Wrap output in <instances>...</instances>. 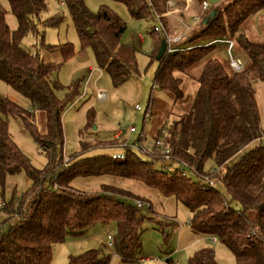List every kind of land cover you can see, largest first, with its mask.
I'll use <instances>...</instances> for the list:
<instances>
[{
	"label": "trees",
	"instance_id": "obj_1",
	"mask_svg": "<svg viewBox=\"0 0 264 264\" xmlns=\"http://www.w3.org/2000/svg\"><path fill=\"white\" fill-rule=\"evenodd\" d=\"M115 1L122 2L134 19L153 17L154 13L167 30L169 0ZM203 1L197 0L199 5ZM6 2L17 26L9 28L5 10L0 6V80L27 97L30 109L27 111L0 94V264H50L53 243L81 234L95 224L110 222L116 226L114 253L124 261H135L144 220L155 219L146 217L143 205L138 206L135 201L143 199L109 184L94 192L81 191L70 184L75 176L107 173L174 195L188 208L191 231L215 237L233 255L235 264H264V128L255 100V83L261 82L264 87V35H256L248 26L253 15L264 9V0H219L209 4L203 13L217 8L216 16L206 24L202 23V16L174 43L173 51H166L158 60L156 54L167 32L155 27L151 30V57L157 62L152 85L168 91L175 104L184 96V79L196 83L187 108L171 111L167 120L157 121L153 134L155 140L162 136L167 141L169 162L179 168L175 172L162 169L164 156L157 146L149 153L144 149L148 157L128 146L121 154L63 157L61 116L65 101L55 94L60 86L56 76L62 63L46 61L39 52L31 53L22 45L24 35L30 30L36 32L38 23L55 26L62 16L54 14L41 21L45 0ZM61 2L68 10L81 47L90 51L95 65L108 73L112 84L126 81L136 71V59L133 45L121 41L125 22L106 4L93 10L86 0ZM223 38L233 41L232 50L244 54L240 70L230 66L226 45L214 41ZM41 48L58 53L62 62L74 55L70 42L48 45L42 40ZM197 66L200 72L194 74L192 70ZM152 103L150 98L144 117L152 115ZM36 110L45 113V133L37 131L31 120ZM7 116L29 118V130L49 157L44 169L33 167L13 141ZM255 139L260 140L257 145L227 163ZM125 141L112 144L124 146ZM207 160L212 166L205 171ZM185 168L199 178L191 179ZM20 171L26 174L28 188L22 194L13 192L5 201L2 195L6 176ZM204 177L216 179L226 194ZM148 208L152 209L150 205ZM108 262V256L88 249L68 256L66 264ZM188 262L218 264L210 246L196 249Z\"/></svg>",
	"mask_w": 264,
	"mask_h": 264
},
{
	"label": "rangeland",
	"instance_id": "obj_2",
	"mask_svg": "<svg viewBox=\"0 0 264 264\" xmlns=\"http://www.w3.org/2000/svg\"><path fill=\"white\" fill-rule=\"evenodd\" d=\"M169 1L165 25L167 27L164 26L167 28L164 30L169 36L180 35L186 26L192 27L196 22L193 17L195 14L201 17L207 15L203 13L204 10H201V5L197 0ZM45 2L46 7L40 14V20L43 21L54 14H60L61 22L55 26H44L45 24L42 22L38 23L36 32L30 30L24 35L22 45L31 53L39 52L46 61L62 63L57 71L56 77L60 86L55 94L59 99L65 101L64 112L61 116L63 157L121 154L125 146L132 148L140 156L148 157L144 149L148 153L152 150L157 121L167 120V115L171 111L176 113L185 110L196 90V83L193 80L184 79V96L182 100L173 104V97L168 91L158 85H152L157 62L151 57L154 48L151 30L153 27L158 29L161 27L157 16L153 13V17L134 19L122 2L86 0L89 8L93 10L101 4L108 5L126 24L121 41L131 44L135 48L136 71L126 81L114 85L108 73L95 65L90 51L81 47L66 6L62 4L61 0H45ZM0 6L5 10V21L9 28H16V17L10 11L6 0H0ZM182 11L188 15L185 25L182 24L183 20H178ZM248 26L256 35H264V9L253 15ZM159 31L161 32V30ZM41 36L43 43L48 45L70 42L74 49V55L62 62L58 53L52 54L42 50ZM174 43H171V46ZM232 51L241 63L245 61L242 52H237L235 49ZM192 72L198 74L200 66H197ZM99 92H103L105 97L100 99ZM0 94L29 111L30 102L27 97L1 80ZM150 98L153 99L152 115L144 117ZM255 100L260 116V125L264 128V87L258 81L255 83ZM136 105L139 106V109L135 108ZM31 120L37 131L46 132L43 111H34ZM7 124L13 141L28 157L31 165L37 169H44L49 164V157L41 150L29 130V118L7 116ZM130 126L135 128L134 132H127V128ZM141 129H143L142 133ZM118 130L123 131L121 138L114 141L113 134ZM139 134L142 136L138 139ZM158 138H162V136ZM120 140H126L124 146L112 144V142L116 143ZM259 142V139L252 140L227 163L231 164L241 153ZM261 142L264 143V137ZM210 166H212V162L207 160L204 170L206 171ZM185 171L191 179L199 178L189 168H185ZM70 184L74 188L86 192L97 191L103 184L130 191L143 199V214L155 219L146 218L144 220L143 232L140 235L141 248L135 261L122 260L108 244V236L113 237L116 231L115 223L110 222L95 224L81 234L68 235L63 241L53 243L50 264H66L68 256L78 255L88 249H97L101 254L108 256V264H189L190 255L196 249L204 246L213 248L218 264H235L233 255L225 246L218 241H212L210 236L195 234L191 231L187 224L188 208L177 201L174 195L163 194L140 181L108 173L97 176H75L71 179ZM27 188L28 181L24 171L8 174L5 178L2 198L7 201L13 192L22 194ZM215 188L225 193L221 183H216ZM149 205L152 209L148 208ZM165 231L167 235L164 234Z\"/></svg>",
	"mask_w": 264,
	"mask_h": 264
},
{
	"label": "built area",
	"instance_id": "obj_3",
	"mask_svg": "<svg viewBox=\"0 0 264 264\" xmlns=\"http://www.w3.org/2000/svg\"><path fill=\"white\" fill-rule=\"evenodd\" d=\"M168 3H170V1H168ZM209 5V2L208 0H204L201 4V8L202 10H206L207 7ZM196 21H199L201 19V16H195L194 17ZM190 27L186 26L185 30L183 31V33H181L180 35H177V36H169L167 35V33H165V39L167 41V48H166V51L170 52V51H173L172 49V46H171V43H174L176 42L182 35H184V33L189 30ZM155 30H161V31H164V28L161 24V27L160 29H158L157 27L154 28ZM216 42H219V43H224L226 46H225V52L227 54V57L229 59V63H230V66L234 69V70H240L243 66V64L241 63V61L236 58L234 55H233V51H232V47H233V41L231 39H228V38H223V39H216L214 40ZM98 97L100 99L104 98L105 97V94L103 92H99L98 93ZM136 109H139V106L136 105L135 106ZM128 131L127 132H134L135 131V128L133 126H130L129 128H127ZM122 130H118V131H115L114 134H113V137L115 139L117 138H120L121 134H122ZM157 146L156 148H158V152L160 155L164 156L163 157V162H162V169L167 171V172H175L177 169V166L174 165L173 163L169 162L170 161V155H169V147H168V144H167V141L165 140L164 137L162 138H157L156 140H154V145L153 147ZM152 147V148H153ZM151 148V149H152ZM205 180H208V182L211 184V185H215L218 181L216 179H209L208 177H204ZM137 205L138 206H142L143 205V202L139 199L135 200ZM3 206V201L0 200V208ZM2 227L0 226V229ZM212 241H216L215 237H211ZM108 244L110 246L113 245V237L112 236H108Z\"/></svg>",
	"mask_w": 264,
	"mask_h": 264
},
{
	"label": "water",
	"instance_id": "obj_4",
	"mask_svg": "<svg viewBox=\"0 0 264 264\" xmlns=\"http://www.w3.org/2000/svg\"><path fill=\"white\" fill-rule=\"evenodd\" d=\"M210 5H214L216 4L219 0H208ZM218 12V9L217 8H214L212 9L207 15H205L203 18H202V23L203 24H206L208 23L209 21H211L217 14ZM166 48H167V41L166 39H162L161 42H160V47L157 51V54H156V59H160L164 53L166 52Z\"/></svg>",
	"mask_w": 264,
	"mask_h": 264
},
{
	"label": "crops",
	"instance_id": "obj_5",
	"mask_svg": "<svg viewBox=\"0 0 264 264\" xmlns=\"http://www.w3.org/2000/svg\"><path fill=\"white\" fill-rule=\"evenodd\" d=\"M185 7H186V6H185ZM185 9H186V8H185ZM185 9H184V10H185ZM201 10H202V8H201ZM183 12H184V11L180 12V14H181V15L179 16L180 19H178V20H181V21L183 20V21H182V24L185 25V24H186V21H187V20H186V17H187L188 15H187L186 13L184 14ZM178 13H179V12H178ZM199 13H200V12H199ZM195 16H198V15L195 14L193 17H195ZM87 50H88V49H87Z\"/></svg>",
	"mask_w": 264,
	"mask_h": 264
}]
</instances>
